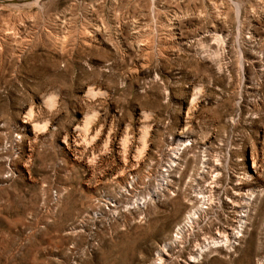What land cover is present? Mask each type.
Here are the masks:
<instances>
[{"label": "rangeland", "instance_id": "374dc122", "mask_svg": "<svg viewBox=\"0 0 264 264\" xmlns=\"http://www.w3.org/2000/svg\"><path fill=\"white\" fill-rule=\"evenodd\" d=\"M174 196L264 264V0H0V264H153Z\"/></svg>", "mask_w": 264, "mask_h": 264}, {"label": "bare ground", "instance_id": "6f19581e", "mask_svg": "<svg viewBox=\"0 0 264 264\" xmlns=\"http://www.w3.org/2000/svg\"><path fill=\"white\" fill-rule=\"evenodd\" d=\"M180 202L181 201L178 200L177 196L171 198V212L161 215L157 218H153V220H150L148 224V229L146 230L145 235H143L144 240L152 239L158 236L159 234H163L166 232V228L168 227L170 220H178L176 224L177 229L175 231V234H170V236H168L167 234V236L163 235V241L160 243V247L156 250L157 257L154 262H152L153 264L196 263L198 262L199 256L203 255L202 252L204 251V248H208L210 244V241H208L210 236L207 235V230L205 227L206 224H211L212 221L206 219L207 208L209 209V207L211 206L210 202L207 203V206L205 207L200 206L194 210H190L184 222H180L182 220L178 219L179 213L181 211ZM202 203H204V201ZM217 219L219 220V218ZM243 226L244 220H242V213H240L238 217V226H236V231L232 232L234 239L238 238L242 234ZM217 233L221 234L220 241H223L224 243L227 241L229 242L228 235L225 232H221L219 229H217ZM141 239L138 241L132 240L126 244L122 264H130L134 260V251L138 246L141 245ZM205 241L207 242L205 243ZM213 242L217 243L219 242V240H214Z\"/></svg>", "mask_w": 264, "mask_h": 264}]
</instances>
